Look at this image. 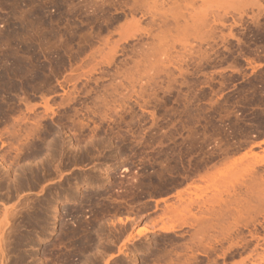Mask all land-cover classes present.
Masks as SVG:
<instances>
[{"label": "rangeland", "instance_id": "374dc122", "mask_svg": "<svg viewBox=\"0 0 264 264\" xmlns=\"http://www.w3.org/2000/svg\"><path fill=\"white\" fill-rule=\"evenodd\" d=\"M250 169L264 209V0H0V264H264L185 210Z\"/></svg>", "mask_w": 264, "mask_h": 264}, {"label": "bare ground", "instance_id": "6f19581e", "mask_svg": "<svg viewBox=\"0 0 264 264\" xmlns=\"http://www.w3.org/2000/svg\"><path fill=\"white\" fill-rule=\"evenodd\" d=\"M143 0H141V2H142ZM140 1H138V3H139ZM134 3H136V1L134 2ZM137 3V4H138ZM143 5H144V2H143ZM147 6H148V4H147ZM147 6H145V7H147ZM140 7H141V5H140ZM142 8V7H141ZM148 8V7H147ZM146 9V8H145ZM148 10H150V9H148ZM135 11V10H134ZM137 11V10H136ZM150 13H152L151 12V10L149 11ZM134 13V12H133ZM146 14V13H145ZM147 14H149L148 13V11H147ZM132 15V14H131ZM144 15V14H143ZM151 15V14H150ZM145 16V15H144ZM153 16V15H152ZM151 18V17H150ZM151 21H153V20H151ZM254 169V168H253ZM253 169H250L248 172H249V176L247 175V178H248V182H247V184H246V186H245V188H246V190H249L248 191V194H249V196H252V197H249L248 196V194H247V198L246 199H242V200H244V201H246L245 202V204L244 205H242V203H241V201L242 200H239V198H240V196L238 197V196H236V195H234V197H231V198H229V200L228 201H226V202H224V204H225V210L224 209H220L219 208V206L222 204V200H221V197L220 198H218L219 200H217V196L214 194V195H212L211 194V196L212 197H210L209 199H206V200H204V199H200V200H198L199 199V196L197 197V201H196V199L195 200H193V198H190L189 197V201H188V203H187V206H186V208H185V210L186 209H190V208H192V206H202L203 207V211H202V209L200 208V207H197L198 209L200 208V212H201V219H200V216H199V218L198 217H196L195 215H193V213L191 214L190 212H191V209H190V211H189V213L192 215V216H195L194 217V219H195V221H194V219H192L193 220V222L195 223L194 225L192 224V222H191V224H189L188 223V225H189V227L192 229V233H194V234H192L191 236H196V238H197V235H199V240L201 239L200 237V234H202L203 235V237L205 236V234L207 233V235L211 232L212 234L211 235H213V232L215 233L216 232V230H217V228L219 227V225L223 222V220H225V219H228V218H233V216L234 215H237V214H245L246 215V218H244V219H241V220H235V226L234 227H237L236 229L238 230V228L240 227V228H243V229H246L247 231L251 228V230H249L248 231V235L250 236V239L251 240H254V241H256V242H258V239H259V237H257L256 235H255V232H257L259 229L260 230H262V231H264V216H263V218L259 221L256 217H252L251 216V214H257V213H259V214H263L264 213V209L262 208V209H258L256 206L254 207V206H252L251 205V203L249 202L250 201V199L251 198H253V195H254V191L256 190V189H254V191H252L251 190V188H250V183L252 182V184H254V182H255V180H260L262 177V175L260 176V175H257L258 173H256L255 172V170L253 171ZM244 183H246V182H244ZM248 183H249V187H248ZM256 183V182H255ZM249 189H248V188ZM253 187V186H252ZM254 188V187H253ZM258 191V190H257ZM246 193H247V191H246ZM263 192H259V195L258 196H261V195H263L262 194ZM255 195H256V197H257V194L255 193ZM254 195V196H255ZM204 197V196H203ZM218 197H219V193H218ZM200 198H201V196H200ZM206 198H208V197H206ZM260 198V197H259ZM263 198V197H262ZM257 199V198H256ZM255 199V200H256ZM263 201V200H262ZM254 202V201H253ZM256 202V201H255ZM208 203H210V204H208ZM221 203V204H220ZM254 204V203H253ZM205 205H207V207L205 206ZM216 205V206H215ZM217 207V208H216ZM222 207V206H221ZM232 207V208H231ZM258 207H260V206H258ZM183 208V207H182ZM261 208V207H260ZM194 209H195V207H194ZM188 211V210H187ZM197 213V212H196ZM195 214V213H194ZM198 214V213H197ZM200 215V214H199ZM202 215H203V217H202ZM198 216V215H197ZM188 217V216H187ZM236 217V216H235ZM188 219V218H187ZM184 220V219H183ZM189 222V221H188ZM220 223V224H219ZM181 224H183L182 223V221H181ZM186 224V223H185ZM223 224V223H222ZM193 225V226H192ZM179 227H181L180 225H179ZM186 227V226H185ZM235 229V228H234ZM174 231L175 229L174 228H163L162 229V231L163 232H171V231ZM145 232L146 231H141V230H138L137 231V236L138 237H140V236H143L144 234H145ZM260 232V231H259ZM147 233V232H146ZM202 237V239H204ZM208 237V236H207ZM212 237V236H211ZM215 237V236H214ZM193 238V237H192ZM191 238V239H192ZM195 237L193 238V239H195V240H193L192 239V242H195L196 240L198 241V238L196 239ZM213 238V237H212ZM209 239V238H208ZM242 239V238H241ZM191 241V240H190ZM204 241V240H203ZM215 241V240H214ZM243 241L245 242V245H244V249L246 248H249V242H246V240L245 239H243ZM240 243L242 242V241H239ZM243 242V243H244ZM191 243V242H190ZM198 243V246L200 247V243H201V240L200 241H198L197 242ZM242 243V244H243ZM237 245V244H236ZM240 245V244H239ZM192 246H193V244H192ZM212 246V245H211ZM214 246V245H213ZM197 247V246H196ZM205 247V246H204ZM220 247V246H219ZM242 247V246H241ZM258 247V245H256L255 246V248H254V250L253 251H255V249ZM212 248V247H211ZM204 248L202 247V250H203ZM244 249H242L243 251H244ZM195 250V249H194ZM212 250V249H211ZM214 250H216V249H214ZM199 251V250H198ZM246 251V250H245Z\"/></svg>", "mask_w": 264, "mask_h": 264}]
</instances>
